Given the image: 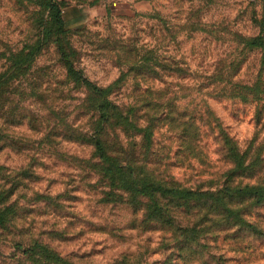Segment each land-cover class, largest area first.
<instances>
[{"label": "rangeland", "instance_id": "obj_1", "mask_svg": "<svg viewBox=\"0 0 264 264\" xmlns=\"http://www.w3.org/2000/svg\"><path fill=\"white\" fill-rule=\"evenodd\" d=\"M63 1L65 26L74 31L80 66L91 81L107 86L122 70H131L151 75L130 77L131 85H165L172 91L171 117L179 128L170 132L164 121L152 146L138 138L143 162L151 163L156 176L188 187L223 181L227 144L210 136L198 147V131L189 129L201 103L198 70L211 75L220 59L240 53L248 59L243 78L264 76L263 54L244 50L234 35H259L264 0ZM39 4L0 0V70L3 53L29 45L39 30L41 9L43 28L46 14ZM131 47L134 60L127 65ZM144 55L153 58L149 66L135 64ZM29 72L34 75L24 89L29 94L31 81L39 78L42 105L15 94L13 115L21 112L22 118L7 126L0 119V132L16 142L0 151V171L14 204L0 228V264H264V205L252 210L256 232L235 230L189 244L181 229L185 225H178L189 216L179 215L172 224L155 222L142 200L105 192V182L92 167V148L78 137L88 121L81 108L86 94L65 79L54 44L42 47ZM208 101L211 121L243 144L256 139L264 159V104ZM30 103L41 110L37 129L28 120ZM262 168L264 175V162ZM212 219L213 228L224 223Z\"/></svg>", "mask_w": 264, "mask_h": 264}, {"label": "trees", "instance_id": "obj_2", "mask_svg": "<svg viewBox=\"0 0 264 264\" xmlns=\"http://www.w3.org/2000/svg\"><path fill=\"white\" fill-rule=\"evenodd\" d=\"M46 14V22L42 28V9L38 19V31L28 46L10 49L3 53L5 63L0 70V119L4 125H10L16 118H22L21 112L14 116L13 95L22 100L26 97L41 102L42 82L35 77L30 86L34 90L28 94L24 89L25 80L42 51L43 46L54 44L59 61L65 71V79L75 88L86 94L81 108L88 121L78 137L84 146L91 147L95 175L99 176L112 196H125L133 200H142L146 214L152 221L172 224L179 215L189 216L181 229L186 232L188 243H199L209 236L235 230L256 232L259 227L252 220L254 208L264 205V175L262 163L264 159L256 139L242 143L221 129L213 119L212 110L208 107L209 99L239 101L243 104H264V76L260 72L243 78L242 72L248 59L235 54L233 57L218 61V67L211 75L207 70H198V120L189 124L198 131V147H204V140L210 136L218 144H227L225 178L219 182H199L198 187H188L173 180H166L154 174L151 163L143 162L139 150L140 143L152 146L157 134L165 124L174 132L179 128L177 121L171 117L170 87L165 85L130 84L132 80L150 78L146 73H134L122 70L120 76L107 86L91 81L81 68L82 53L73 41V30L65 26L62 0H38ZM43 1V2H42ZM260 33L254 37H246L235 33L238 44L249 52H261L264 56V20L259 23ZM129 49V48H128ZM132 47L125 56V64L133 59ZM150 53V52H149ZM131 56V57H130ZM151 55L136 59L135 64L149 66ZM264 59H261V64ZM128 65V64H127ZM159 74V72H158ZM208 80V81H207ZM23 89V90H22ZM20 90V91H19ZM19 92V93H17ZM28 120L32 128L37 129V122L42 125L41 110L30 103ZM21 108L20 111H24ZM38 116L40 118L38 119ZM170 116V117H169ZM262 115L257 116L261 119ZM1 121V120H0ZM14 142L9 135L0 132V151L12 148ZM2 164H0V170ZM0 171V228L6 225L8 214L13 207L11 200L13 191L7 188ZM186 209L185 210H183ZM151 214V215H150ZM218 219L213 228L211 224ZM182 250L187 247H181Z\"/></svg>", "mask_w": 264, "mask_h": 264}]
</instances>
